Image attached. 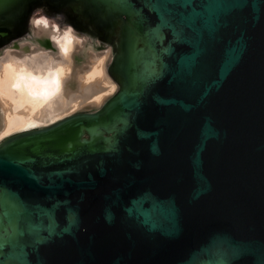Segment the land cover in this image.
Returning a JSON list of instances; mask_svg holds the SVG:
<instances>
[{"label":"water","instance_id":"95a60500","mask_svg":"<svg viewBox=\"0 0 264 264\" xmlns=\"http://www.w3.org/2000/svg\"><path fill=\"white\" fill-rule=\"evenodd\" d=\"M113 47L119 87L0 142V264H264V0H0Z\"/></svg>","mask_w":264,"mask_h":264},{"label":"bare ground","instance_id":"6f19581e","mask_svg":"<svg viewBox=\"0 0 264 264\" xmlns=\"http://www.w3.org/2000/svg\"><path fill=\"white\" fill-rule=\"evenodd\" d=\"M36 11L25 33L0 45V142L77 108L100 107L118 89L108 73L109 42Z\"/></svg>","mask_w":264,"mask_h":264},{"label":"rangeland","instance_id":"374dc122","mask_svg":"<svg viewBox=\"0 0 264 264\" xmlns=\"http://www.w3.org/2000/svg\"><path fill=\"white\" fill-rule=\"evenodd\" d=\"M34 10H37L36 11V14L37 13H44L43 15H46V16H52V17H58L59 19H61V17H63V15L60 13V12H54L52 15H50V13L49 14H46L44 11H43V8L42 7H37V8H34ZM62 21V20H61ZM63 23H65L64 22V20L62 21ZM68 24V23H67ZM68 25H71V24H68ZM72 26V25H71ZM73 27V26H72ZM76 29V28H75ZM77 30V29H76ZM78 31H80V30H78ZM81 32H83V31H81ZM83 33H85V32H83ZM86 34V33H85ZM91 36V35H90ZM93 38H94V35L92 36ZM94 39H98V40H100L99 39V37L97 38V36H95V38ZM109 45H110V48H111V50H112V54H113V47H112V44L109 42ZM2 48V47H1ZM108 73H109V77H110V79L112 80V82H114L115 84H117V87H119V83H118V81L112 76V74L110 73V71H108ZM97 108H99V107H95V106H93V107H83V108H81V109H79V108H77V109H75L74 111H71L69 114H67V115H70L71 113H74V112H76V111H78V110H95V109H97ZM67 115H65L64 117H66ZM64 117H62V118H64ZM62 118H60V119H62ZM60 119H57V120H55V121H51V122H48V123H46V124H43V125H35V126H32L31 128H29V129H32V128H35V127H43V126H46V125H50V124H52V123H54V122H56V121H58V120H60ZM2 141V140H1Z\"/></svg>","mask_w":264,"mask_h":264},{"label":"snow or ice","instance_id":"6c2138e0","mask_svg":"<svg viewBox=\"0 0 264 264\" xmlns=\"http://www.w3.org/2000/svg\"><path fill=\"white\" fill-rule=\"evenodd\" d=\"M34 23H41V21L37 20V21H34Z\"/></svg>","mask_w":264,"mask_h":264}]
</instances>
